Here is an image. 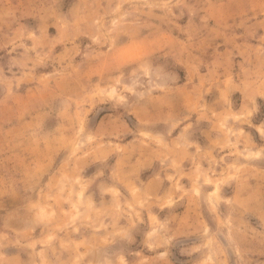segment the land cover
<instances>
[{
    "label": "rangeland",
    "instance_id": "rangeland-1",
    "mask_svg": "<svg viewBox=\"0 0 264 264\" xmlns=\"http://www.w3.org/2000/svg\"><path fill=\"white\" fill-rule=\"evenodd\" d=\"M0 264H264V0H0Z\"/></svg>",
    "mask_w": 264,
    "mask_h": 264
}]
</instances>
